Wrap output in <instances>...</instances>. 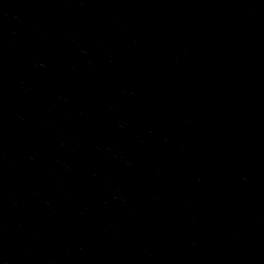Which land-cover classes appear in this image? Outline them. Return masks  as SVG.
<instances>
[{
	"label": "water",
	"instance_id": "obj_1",
	"mask_svg": "<svg viewBox=\"0 0 264 264\" xmlns=\"http://www.w3.org/2000/svg\"><path fill=\"white\" fill-rule=\"evenodd\" d=\"M0 264H264V0H0Z\"/></svg>",
	"mask_w": 264,
	"mask_h": 264
}]
</instances>
